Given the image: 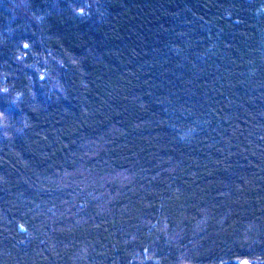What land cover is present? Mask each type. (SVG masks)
I'll use <instances>...</instances> for the list:
<instances>
[{"label": "trees", "instance_id": "trees-1", "mask_svg": "<svg viewBox=\"0 0 264 264\" xmlns=\"http://www.w3.org/2000/svg\"><path fill=\"white\" fill-rule=\"evenodd\" d=\"M243 258L264 262V0H0V264Z\"/></svg>", "mask_w": 264, "mask_h": 264}, {"label": "water", "instance_id": "water-1", "mask_svg": "<svg viewBox=\"0 0 264 264\" xmlns=\"http://www.w3.org/2000/svg\"><path fill=\"white\" fill-rule=\"evenodd\" d=\"M245 262H247V264H251V262L247 258L241 259L239 264H245Z\"/></svg>", "mask_w": 264, "mask_h": 264}, {"label": "rangeland", "instance_id": "rangeland-1", "mask_svg": "<svg viewBox=\"0 0 264 264\" xmlns=\"http://www.w3.org/2000/svg\"><path fill=\"white\" fill-rule=\"evenodd\" d=\"M241 260L237 261L235 264H239ZM250 261V260H249ZM253 264V261H250ZM257 264H264V262H258Z\"/></svg>", "mask_w": 264, "mask_h": 264}, {"label": "snow or ice", "instance_id": "snow-or-ice-1", "mask_svg": "<svg viewBox=\"0 0 264 264\" xmlns=\"http://www.w3.org/2000/svg\"><path fill=\"white\" fill-rule=\"evenodd\" d=\"M28 47V45H25V48H27ZM43 78V77H42ZM245 264H247V262H245Z\"/></svg>", "mask_w": 264, "mask_h": 264}]
</instances>
